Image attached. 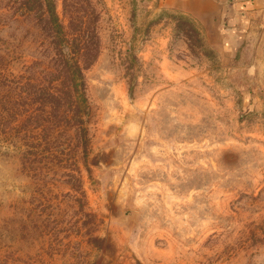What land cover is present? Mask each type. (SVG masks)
I'll return each instance as SVG.
<instances>
[{
	"label": "rangeland",
	"instance_id": "1",
	"mask_svg": "<svg viewBox=\"0 0 264 264\" xmlns=\"http://www.w3.org/2000/svg\"><path fill=\"white\" fill-rule=\"evenodd\" d=\"M0 264H264V9L0 0Z\"/></svg>",
	"mask_w": 264,
	"mask_h": 264
},
{
	"label": "trees",
	"instance_id": "2",
	"mask_svg": "<svg viewBox=\"0 0 264 264\" xmlns=\"http://www.w3.org/2000/svg\"><path fill=\"white\" fill-rule=\"evenodd\" d=\"M50 8L49 11L51 10V27L53 29H55L54 33V39L52 40L53 44H59V43H63V42H67L69 40H67L66 38H62V36H60L62 33V27L61 25L58 23V18L56 16V14L54 13V9L53 6L50 4ZM60 34V35H59ZM78 36V35H77ZM93 36V35H92ZM80 39V38H77ZM75 41L76 39H72V41ZM82 47H85L86 49L88 48L86 42H82ZM69 48V52L68 55H65V52H63L59 46V51L58 54H56V56H58L61 59V63H62V71L65 72L66 74V81L68 82V86L71 87L70 91H66V102L68 104L69 107L71 108H75V105H77V109L74 112L76 114V116H78L82 109H79V101L84 102L85 99L83 98L82 94H80L78 92V87L79 85L81 86L82 82H77L78 80L81 79V74H80V66L78 64V60L76 59L78 56H83V54H80V49L78 47V45H68L67 46ZM88 55V54H87ZM89 56V55H88ZM96 55H92L90 62H92L95 59ZM81 81V80H80ZM75 94L74 97L75 99L72 100L71 99V95ZM46 96H49L52 98V100H56L57 102H59V104H63L62 100L56 98L54 95H52L51 93H49V91H46L45 94ZM71 99V101L69 102V100ZM64 100V99H63ZM72 102H75L76 104L74 106L71 105Z\"/></svg>",
	"mask_w": 264,
	"mask_h": 264
},
{
	"label": "crops",
	"instance_id": "3",
	"mask_svg": "<svg viewBox=\"0 0 264 264\" xmlns=\"http://www.w3.org/2000/svg\"><path fill=\"white\" fill-rule=\"evenodd\" d=\"M168 7L202 21L224 16L229 8L264 9V0H168Z\"/></svg>",
	"mask_w": 264,
	"mask_h": 264
}]
</instances>
